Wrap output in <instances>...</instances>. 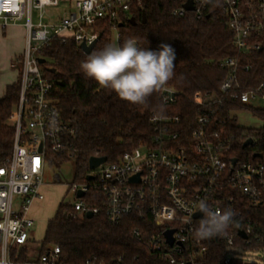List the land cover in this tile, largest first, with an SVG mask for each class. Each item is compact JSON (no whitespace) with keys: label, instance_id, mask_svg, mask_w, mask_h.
<instances>
[{"label":"built area","instance_id":"built-area-1","mask_svg":"<svg viewBox=\"0 0 264 264\" xmlns=\"http://www.w3.org/2000/svg\"><path fill=\"white\" fill-rule=\"evenodd\" d=\"M175 1L178 7L173 15L177 17L194 13L201 20L210 10L223 12L240 55L221 62L228 70L221 91L234 101L264 110V80L247 92L240 91V72H251L256 67L254 53L263 49L264 0H220L219 7L193 0V11L185 7L188 0ZM143 4L144 0H0V33L17 25L26 31L25 53L18 59L22 63L19 104L11 117L15 126L13 152L0 166V250H6L9 264H76L62 258L58 245L46 250L41 246L34 248L35 239L30 234L35 223L30 210L35 202L45 199L43 187L49 153L69 158L74 155L71 139L75 132L63 120L52 98L55 84L39 62L42 50L55 39L73 41L80 49L84 43L92 45L99 40L101 22L116 26L122 15L131 13L134 7L142 8ZM61 5L69 10L67 15L46 12L48 7ZM115 31L119 40L116 27ZM180 97L171 81L160 90L165 105L177 103ZM209 98L197 94L192 101L202 106L210 102L212 97ZM256 101L263 106H253ZM211 114L199 116L192 128L179 115L153 114L150 123L155 146L127 152L119 161L107 160L88 174L92 179L74 183L71 191L76 196L83 192L84 196L70 204L72 215L91 212L94 216L104 211L113 225L130 216L148 218L160 230L151 236L149 247L162 264H200L203 240L197 241L191 231L200 220L195 218L198 202L206 199L216 209L231 207L240 217L236 199L229 190L242 194L253 207L264 200V155L257 149L258 141L253 139L247 147L250 158L231 156L234 140L224 130L213 127ZM224 124L226 121H218L220 128ZM138 175L139 179L132 181ZM93 192V202L86 200ZM101 197L104 208L96 203ZM170 230L174 231L172 244L165 236ZM240 231L246 238L239 235ZM240 231L238 236L247 246L260 241L251 220ZM226 239L228 249L223 264H249L242 260L243 251L235 246L234 236L228 235ZM82 264L97 263L87 260Z\"/></svg>","mask_w":264,"mask_h":264},{"label":"trees","instance_id":"trees-1","mask_svg":"<svg viewBox=\"0 0 264 264\" xmlns=\"http://www.w3.org/2000/svg\"><path fill=\"white\" fill-rule=\"evenodd\" d=\"M177 7L175 0H144L142 8L134 7L131 13L122 15L116 26L101 22L100 37L93 49L100 50L106 44H114L115 27L119 34L118 44L134 38L139 47L150 50L158 51L162 43L171 45L176 57V75L171 84L181 96L175 104H163L160 91L149 97L147 105H131L119 99L111 90L84 76L80 63L86 54L73 41L55 39L42 50L41 57L46 60L43 69L55 84L52 98L63 120L75 132L71 139L73 158L49 153V163L61 165L74 161L75 180L86 182L91 172V158L106 157L109 162H115L137 148L154 147L155 134L150 118L153 114L160 115L159 105H164L162 115H179L188 128H192L199 116L212 113L213 127L224 130L234 140L229 152L231 156L250 158L249 149L243 148L248 139H256L257 149L264 155V129L254 131L240 127L232 116L235 111H250L264 118V110L234 101L221 91L228 74L221 62L240 55L223 12L210 10L209 15L197 20L194 13L174 16ZM132 18L135 24L131 22ZM262 48L253 55L256 67L249 73L240 72L241 92L251 90L264 80V44ZM197 94L206 100L215 97L216 101L197 105L192 101ZM19 95L20 78L7 87L5 96L0 99V166L13 152L15 126L11 117L18 107ZM220 99L222 102L218 103ZM220 120L226 121L223 128L218 125ZM228 192L235 197L241 216L235 218V224L226 236L203 240L200 264H223L228 249L226 238L231 234L235 246L241 251L264 249V200L261 205L253 207L246 203L242 194ZM95 195L96 192L90 193L85 199L93 202L91 198ZM96 203L104 208L102 197ZM72 211L70 204L61 202L58 205L40 242L42 249L58 245L62 258L68 263L82 264L94 260L97 264H162L160 257L149 247L151 236L160 230L148 218L130 216L113 225L108 222L104 211L91 218L87 214L72 215ZM248 220L253 222L255 234L260 237L259 242L250 246L238 236V231L244 229Z\"/></svg>","mask_w":264,"mask_h":264},{"label":"clouds","instance_id":"clouds-1","mask_svg":"<svg viewBox=\"0 0 264 264\" xmlns=\"http://www.w3.org/2000/svg\"><path fill=\"white\" fill-rule=\"evenodd\" d=\"M201 3L221 6L220 0H201ZM175 59V50L169 44H160L158 51L150 50L139 47L134 38H129L87 54L80 70L86 78L111 90L119 99L131 105H147L149 97L175 77ZM157 110L162 115L164 105H159ZM197 210L202 218L191 229L197 241L226 236L235 224L236 212L231 207L216 209L201 199ZM0 264H9L6 250H0Z\"/></svg>","mask_w":264,"mask_h":264},{"label":"rangeland","instance_id":"rangeland-1","mask_svg":"<svg viewBox=\"0 0 264 264\" xmlns=\"http://www.w3.org/2000/svg\"><path fill=\"white\" fill-rule=\"evenodd\" d=\"M46 12L53 16L67 15L69 10L66 11L65 5L59 7H48ZM37 12H35V16ZM4 31H2L3 33ZM115 43L118 45L117 33H115ZM20 40L18 37H8L6 43L0 46V56H3L4 52L19 51ZM26 48V36L24 40V50L22 54L19 52L8 62V59L4 58V64H0L2 73L0 74V97H3L6 93V85L14 83L20 78V70L22 63L18 61L20 56H23ZM21 52V51H20ZM19 55V56H18ZM253 106H263L260 101L252 102ZM232 116L236 118L238 126L258 131L264 129V118L256 116L250 111H235ZM76 167L74 161H69L61 165L48 164L45 169L44 176V195L46 198L42 202H36L31 210L30 216H34V225L30 230L31 237L35 239L34 248L40 247V242L44 239L47 223L54 216L58 205L61 202L65 204H73L77 201V196L71 191L70 187L74 183L82 182L81 180H75ZM17 197L16 199H19ZM34 211V213H33ZM34 214V215H33ZM241 258L249 264H264V249L260 251L246 250L241 253Z\"/></svg>","mask_w":264,"mask_h":264},{"label":"water","instance_id":"water-1","mask_svg":"<svg viewBox=\"0 0 264 264\" xmlns=\"http://www.w3.org/2000/svg\"><path fill=\"white\" fill-rule=\"evenodd\" d=\"M185 7L187 8L188 11H193L194 10V7H193V0H188V2L186 3ZM131 22H133L135 24V19L132 18L131 19ZM122 26V25H120ZM98 40H96L92 45H89L87 46L85 43L82 44L81 46V49L82 51L87 55V54H90L93 49L95 48L96 44H97ZM39 62L41 65H45L46 64V60L41 58L39 59ZM52 73H54L55 71L52 70L51 71ZM216 98L215 97H212L210 101L212 100H215ZM253 144V139H248L247 141H245V143L243 144V148H247L249 146H251ZM40 150H42V146L40 148ZM255 157H261V154H255ZM107 158L106 157H93L90 159L89 161V168L91 171H94L96 170L98 167H100L102 164H104L105 162H107ZM237 162V159H234L233 160V163L235 164ZM88 180L92 179V176H88L87 177ZM139 179V175L132 178V181H135ZM84 196V193L83 192H79L77 197L81 198ZM87 217L91 218L93 217V213L89 212L87 213ZM195 218L197 219H200L202 218V213L198 212L195 214ZM173 233L174 231L170 230V231H166L165 232V236H166V239L167 241L172 244L173 243ZM239 235L242 237V238H246V235L243 231H240L239 232Z\"/></svg>","mask_w":264,"mask_h":264},{"label":"crops","instance_id":"crops-1","mask_svg":"<svg viewBox=\"0 0 264 264\" xmlns=\"http://www.w3.org/2000/svg\"><path fill=\"white\" fill-rule=\"evenodd\" d=\"M25 36H26V31H25V28L23 26H20V25H17V26H12V27H9L6 32H3V33H0V46L4 43H6V41L8 40V37H18L19 40H20V48L18 49L19 51H12V52H4L3 56H0V64H4V58L5 59H8V62L13 59L14 56H16L19 52V55L22 54L23 50H24V40H25ZM21 51V52H20ZM18 55V56H19ZM1 65H0V74L2 73V68H1ZM17 82V81H16ZM15 83V82H14ZM14 83H11V84H7L6 85V89L8 86L14 84ZM6 94V93H5ZM5 96V95H4ZM3 96V97H4ZM3 97H0V99H2ZM45 187H43V192L44 191ZM46 196V194H45ZM46 198V197H45ZM45 200V199H44ZM43 200V201H44ZM42 202V201H40ZM36 203V202H35ZM34 203V204H35ZM33 204V205H34ZM34 213V211H33ZM34 215V214H33ZM32 217V216H31ZM34 217V216H33ZM32 217V218H33ZM34 219V218H33Z\"/></svg>","mask_w":264,"mask_h":264}]
</instances>
